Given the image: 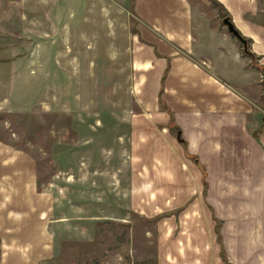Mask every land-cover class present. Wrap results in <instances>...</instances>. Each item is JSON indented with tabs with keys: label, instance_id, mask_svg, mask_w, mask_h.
Here are the masks:
<instances>
[{
	"label": "rangeland",
	"instance_id": "obj_1",
	"mask_svg": "<svg viewBox=\"0 0 264 264\" xmlns=\"http://www.w3.org/2000/svg\"><path fill=\"white\" fill-rule=\"evenodd\" d=\"M167 1L0 0V139L27 153L23 162L45 194L46 215L36 224L47 235L43 254L23 255V264H158L168 212L130 204L131 118L148 115L137 101L132 61L147 48L142 26L164 18ZM188 1L194 26L216 28L217 41L227 32L235 45L225 51L248 57L214 0ZM251 64L261 75L237 80L257 118L264 69ZM158 101L168 108L162 85ZM34 232L24 240L35 249L42 236Z\"/></svg>",
	"mask_w": 264,
	"mask_h": 264
},
{
	"label": "crops",
	"instance_id": "obj_2",
	"mask_svg": "<svg viewBox=\"0 0 264 264\" xmlns=\"http://www.w3.org/2000/svg\"><path fill=\"white\" fill-rule=\"evenodd\" d=\"M215 1L264 69V0ZM165 5L164 18L142 26L147 48L132 61L137 101L148 115L141 120L135 111L131 118L130 204L168 212L158 264H264V86L255 118L238 81L261 73L248 55L225 51L234 43L227 32L217 41L216 28L194 26L188 0ZM161 85L168 108L159 106ZM170 123L182 141L170 136ZM139 127L147 131L139 134ZM141 147L149 154L134 153ZM23 154L0 139L1 264L43 254L47 237L36 227L46 215L45 194ZM188 156L198 165L190 167ZM34 231L42 236L35 249L24 240Z\"/></svg>",
	"mask_w": 264,
	"mask_h": 264
},
{
	"label": "water",
	"instance_id": "obj_3",
	"mask_svg": "<svg viewBox=\"0 0 264 264\" xmlns=\"http://www.w3.org/2000/svg\"><path fill=\"white\" fill-rule=\"evenodd\" d=\"M221 23L225 26L226 30L241 43L242 49L246 50V41L233 26L232 22L230 21V18L228 16H222ZM262 121L264 122V116L262 117ZM176 138L177 140L182 141L180 130H177Z\"/></svg>",
	"mask_w": 264,
	"mask_h": 264
},
{
	"label": "trees",
	"instance_id": "obj_4",
	"mask_svg": "<svg viewBox=\"0 0 264 264\" xmlns=\"http://www.w3.org/2000/svg\"><path fill=\"white\" fill-rule=\"evenodd\" d=\"M215 1V0H214ZM216 2V1H215ZM217 3V2H216ZM222 16H228L227 15V13L226 12H224L223 11V14H222ZM242 36V35H241ZM243 37V36H242ZM244 38V37H243ZM245 39V41H246V50H243L242 49V47H241V51H242V54L243 55H248L249 57H250V59L252 60V61H254V56H253V54L247 49V42H248V39L247 38H244ZM260 68H261V66H260ZM263 68V67H262ZM178 130V129H177ZM194 160H196V158H193ZM196 163H197V161H196Z\"/></svg>",
	"mask_w": 264,
	"mask_h": 264
}]
</instances>
